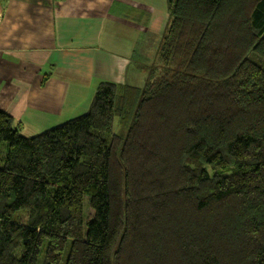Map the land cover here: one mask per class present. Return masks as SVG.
Masks as SVG:
<instances>
[{"label": "trees", "instance_id": "1", "mask_svg": "<svg viewBox=\"0 0 264 264\" xmlns=\"http://www.w3.org/2000/svg\"><path fill=\"white\" fill-rule=\"evenodd\" d=\"M168 3L142 87L33 137L0 110V264H264V0Z\"/></svg>", "mask_w": 264, "mask_h": 264}, {"label": "crops", "instance_id": "2", "mask_svg": "<svg viewBox=\"0 0 264 264\" xmlns=\"http://www.w3.org/2000/svg\"><path fill=\"white\" fill-rule=\"evenodd\" d=\"M170 18L168 0H0V110L33 137L101 82L142 87Z\"/></svg>", "mask_w": 264, "mask_h": 264}, {"label": "rangeland", "instance_id": "3", "mask_svg": "<svg viewBox=\"0 0 264 264\" xmlns=\"http://www.w3.org/2000/svg\"><path fill=\"white\" fill-rule=\"evenodd\" d=\"M5 152H6V146H5V144H4V145H3V148H2V150H1L0 159H3V158H4ZM15 184H16V181H14V183L12 184V188H13V189L16 188V187H15ZM86 212H87V217H90V216L93 214L92 210H90V209L88 208V206L86 207ZM15 219H16V220H20V221H22V222L25 223L26 220H27V213H26V212H18V213L15 215Z\"/></svg>", "mask_w": 264, "mask_h": 264}]
</instances>
